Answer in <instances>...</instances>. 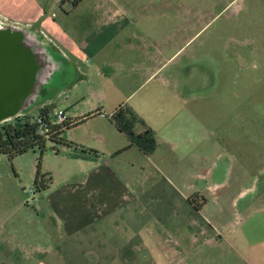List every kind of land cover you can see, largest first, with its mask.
Listing matches in <instances>:
<instances>
[{
	"label": "crops",
	"instance_id": "0c3cea01",
	"mask_svg": "<svg viewBox=\"0 0 264 264\" xmlns=\"http://www.w3.org/2000/svg\"><path fill=\"white\" fill-rule=\"evenodd\" d=\"M79 3L72 0L62 13L69 16ZM93 3L94 12L81 16L83 25L78 28L75 22L77 30L51 14L43 17L37 0H0V17L31 27L41 20L33 28L73 63L77 79L88 78L91 65L96 63L100 72L98 63H107L112 71L106 78L119 90L124 81L133 82L129 95L145 88L137 98L145 100L147 112L131 108L144 123L136 121L132 129L138 133L150 127L155 145L145 152L134 143L112 117L117 108L105 111L95 105L69 112L68 93L61 97L57 109L72 121L63 133L69 143L54 151L63 166L33 196L32 206L20 202L17 194L9 204L0 196V264H264V105H256L249 118L239 115V126L246 119L240 128L224 126L226 116L222 118L218 164L210 162L205 170L180 168L184 158H175L174 150L185 154L201 146L205 151L210 139L208 128H196L201 121L194 112L174 109V104L186 106L194 99L192 83L180 85L161 75L180 49L167 51L169 45L177 46V34L166 36L170 43L145 31L125 34L115 20L124 11L100 15L103 5ZM251 5L264 8V0ZM187 21L193 24V15ZM255 32L248 53H237L240 81L244 68L252 71L251 101L264 89V29ZM246 55L249 66H244ZM85 91L101 96L94 87ZM52 97L39 105L52 103ZM95 117L102 119L101 127H81ZM181 132H186L184 139ZM165 143L168 149L161 151ZM207 154L199 161L208 160Z\"/></svg>",
	"mask_w": 264,
	"mask_h": 264
},
{
	"label": "rangeland",
	"instance_id": "374dc122",
	"mask_svg": "<svg viewBox=\"0 0 264 264\" xmlns=\"http://www.w3.org/2000/svg\"><path fill=\"white\" fill-rule=\"evenodd\" d=\"M54 1L37 0L45 12L42 16L51 14L56 22H59V19L64 20V25L67 28L72 26L73 30L76 29L74 27L76 26L75 22H77L78 28L83 25L80 20L85 12H88V10L94 12L96 8L92 6V3L99 2L103 5L98 8L100 15L107 12L116 15L119 14L116 11L118 9L124 11V15L119 14V18L115 20H118L116 25L122 24L125 34L135 32L139 34L145 31L148 36H162L169 43L171 39L166 36H170L174 32L177 34L174 35L175 38L173 37V42L176 41L177 46L172 47L169 45L167 51H172L177 47L180 49L166 62L161 75L169 77L171 80L180 81V85L187 80V82L192 83L194 99L189 100L186 106L181 103L174 104V109L184 112L188 108L189 111L194 112L195 116L201 121L195 122L196 128L203 126L205 130L209 129L210 139L209 149H205V151H201V146H195L192 151L185 152V154H183V149L180 150L181 148L174 150L175 158H184L179 163L180 168H182V165L189 166V169L198 166L197 169L205 170L210 162L218 164L221 150L219 123L222 122V118L226 116L224 126L240 128L246 119H242V125L239 126V115L247 113V118H249V112L256 110V105L260 107L264 105V89L263 93L257 95L259 99H252L251 101V98H249L251 89H253L249 83L251 69H243L244 75L241 81L239 75L238 50L242 49L244 53H248L249 40L256 33V30L264 29V20H262L264 18V8L255 7L254 9L251 5L252 0H80V3L74 8L75 11L69 16H65L62 12L65 11L64 5L71 6L72 0H60V3ZM190 13L193 15L194 23H189V25L187 24V18L191 16ZM40 21L38 20L30 25L37 28ZM133 42H136V40H133ZM55 44L57 45L56 42ZM137 47L138 45L135 46V49ZM131 52L134 54L135 50ZM102 53L104 52L100 51L99 55ZM243 62L244 66L246 64L251 65L249 55L244 57ZM96 65V63L94 66L91 65L88 78L81 80L75 77L70 81L71 86L67 85L60 88L56 86L54 91L58 90L50 99L54 104L52 108L53 115L60 104L61 97L64 98L67 93L68 97L65 101L69 102V112H73L75 109L87 111L95 105L102 106L105 111L118 107L131 109L132 106H138L140 111L147 112L148 107H146L145 100L143 101L140 98V101L137 98L145 88L141 87L140 91L129 95L133 82L127 84L124 81V87L119 90L116 84L110 83L106 78V75L108 76L112 71V66L107 63H98L99 69H101L99 72ZM75 79L77 80L75 81ZM123 79L127 80V78ZM87 87L99 89L101 96L95 97V93L88 95L85 91ZM182 88L186 90L185 87ZM73 100L76 101L70 103ZM40 106L39 104L30 105L26 108V111L36 113ZM203 117H205L204 120ZM247 122L249 124V120ZM183 124L189 127L186 121ZM183 124L179 126H183ZM101 125H103L102 119L95 117L89 121V125L81 127L92 126L98 128ZM189 129L191 128L189 127ZM186 132H181L179 137L184 139ZM51 144L53 143L47 140L42 153L38 149H28L11 158L0 152V196L2 202L9 204L17 194L20 202L23 201V203L32 206L33 196L36 198L39 191L37 184L34 182L37 167L40 172L38 181L45 184L50 180V176L59 174L60 171L58 170L63 166L59 157L54 155ZM168 146L167 143L162 144L163 149L161 151H167ZM184 146L185 144H183ZM206 153H208V160L199 161L200 155ZM48 166L52 169L54 175L50 172ZM216 176L217 166L214 168L213 178L215 179ZM203 180L201 179V182ZM178 186L182 187V184L178 182ZM240 203L241 200H239Z\"/></svg>",
	"mask_w": 264,
	"mask_h": 264
},
{
	"label": "water",
	"instance_id": "95a60500",
	"mask_svg": "<svg viewBox=\"0 0 264 264\" xmlns=\"http://www.w3.org/2000/svg\"><path fill=\"white\" fill-rule=\"evenodd\" d=\"M75 77L73 63L42 32L0 17V122L44 102Z\"/></svg>",
	"mask_w": 264,
	"mask_h": 264
},
{
	"label": "trees",
	"instance_id": "16d2710c",
	"mask_svg": "<svg viewBox=\"0 0 264 264\" xmlns=\"http://www.w3.org/2000/svg\"><path fill=\"white\" fill-rule=\"evenodd\" d=\"M53 105V103L43 104L36 113L26 111L0 122V152L11 158L28 149H38L42 153L46 147L47 140L53 143L51 144V149L54 151H57L58 144L69 143L64 138L63 133L64 129L72 124V121L67 120L66 117L59 122L53 121ZM37 116H41L43 122L47 124L46 130L42 134L38 131ZM112 117L117 125L125 130L130 135L131 140L142 150L149 152L153 149L155 138L150 127L134 133L132 129L134 123L136 121L144 123V120L137 116L132 109L118 107ZM39 176L40 172L37 167L34 182L37 184L38 189L44 186L38 181Z\"/></svg>",
	"mask_w": 264,
	"mask_h": 264
},
{
	"label": "built area",
	"instance_id": "2783aa9c",
	"mask_svg": "<svg viewBox=\"0 0 264 264\" xmlns=\"http://www.w3.org/2000/svg\"><path fill=\"white\" fill-rule=\"evenodd\" d=\"M65 118L64 110L62 108H59L56 110L55 114L53 115L52 120L55 122H59ZM37 127L38 131L42 134L47 128V124L43 122L41 116H37Z\"/></svg>",
	"mask_w": 264,
	"mask_h": 264
},
{
	"label": "flooded vegetation",
	"instance_id": "af4514ba",
	"mask_svg": "<svg viewBox=\"0 0 264 264\" xmlns=\"http://www.w3.org/2000/svg\"><path fill=\"white\" fill-rule=\"evenodd\" d=\"M40 91H42V89L39 88V91L38 92H40Z\"/></svg>",
	"mask_w": 264,
	"mask_h": 264
}]
</instances>
